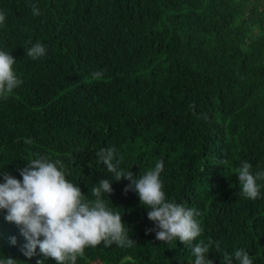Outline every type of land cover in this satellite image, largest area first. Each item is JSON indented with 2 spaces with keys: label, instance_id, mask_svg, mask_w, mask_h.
<instances>
[{
  "label": "trees",
  "instance_id": "trees-1",
  "mask_svg": "<svg viewBox=\"0 0 264 264\" xmlns=\"http://www.w3.org/2000/svg\"><path fill=\"white\" fill-rule=\"evenodd\" d=\"M0 12V51L23 81L0 99V174L22 180L46 157L94 200L90 190L112 180L99 150L114 148L113 163L134 176L162 160L166 199L201 213L193 245L212 241L214 264H238L237 249L264 264V181L253 201L236 176L245 161L264 171V0H0ZM37 42L46 55L33 60L25 50ZM129 183L113 180L103 198L136 243L87 247L77 264H194L191 247L148 231L155 224ZM5 216L0 256L56 264L38 247L26 257Z\"/></svg>",
  "mask_w": 264,
  "mask_h": 264
},
{
  "label": "clouds",
  "instance_id": "clouds-1",
  "mask_svg": "<svg viewBox=\"0 0 264 264\" xmlns=\"http://www.w3.org/2000/svg\"><path fill=\"white\" fill-rule=\"evenodd\" d=\"M32 14L40 15L35 5L32 6ZM5 19V14L0 12V25L5 23ZM25 53L37 60L46 55V48L37 42ZM15 63L16 59L9 52L0 51V99H7L23 83L13 70ZM101 76V72L93 74V78ZM26 142L31 143L30 140ZM115 153L114 148L96 152L98 162L106 166L112 180L101 179L90 190L94 200H88L79 186L66 179L60 161L53 162L46 157L27 163L20 170L22 180L8 172L0 174L3 176V182H0V210L6 211L5 219L14 223L27 241L23 254L31 259L38 247L45 258L53 259L56 264H77V259L84 256L87 247L116 244L121 248H131L136 242L129 237L121 214L113 212L103 198L104 194L109 197L113 193V180L127 179L130 183L125 192L134 191L140 204L148 209L147 217L155 224V229L148 231H155L156 240L168 244L178 240L191 247L194 264H214L208 259L212 241L193 245L203 232L197 220L200 211L166 199L161 180L163 161H157L154 168L143 175L134 176L131 170L125 172L118 169L119 160L113 163ZM251 169L252 164L245 161L236 169V176L242 196L254 201L260 198L262 185L257 181H264V171L253 175ZM11 243H16L14 237ZM216 247L219 248V245ZM234 259L238 264H253L248 252L243 249L235 250ZM224 260L233 264V258L228 255L224 256ZM0 264H18V261L2 255ZM36 264H44V261L37 260Z\"/></svg>",
  "mask_w": 264,
  "mask_h": 264
}]
</instances>
